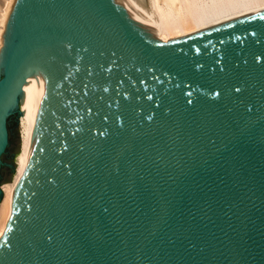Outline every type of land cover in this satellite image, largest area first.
<instances>
[{
	"label": "water",
	"instance_id": "95a60500",
	"mask_svg": "<svg viewBox=\"0 0 264 264\" xmlns=\"http://www.w3.org/2000/svg\"><path fill=\"white\" fill-rule=\"evenodd\" d=\"M14 4L0 183L44 78L0 264H264V12L166 43L115 0Z\"/></svg>",
	"mask_w": 264,
	"mask_h": 264
},
{
	"label": "bare ground",
	"instance_id": "6f19581e",
	"mask_svg": "<svg viewBox=\"0 0 264 264\" xmlns=\"http://www.w3.org/2000/svg\"><path fill=\"white\" fill-rule=\"evenodd\" d=\"M159 41L188 40L207 32L243 22L264 12V0H115ZM15 0H5L0 17V52L4 45L7 21ZM43 78L31 71L22 83L19 99L20 145L15 157V171L9 182L0 184V240L10 220L16 185L26 170L38 115L37 102Z\"/></svg>",
	"mask_w": 264,
	"mask_h": 264
},
{
	"label": "rangeland",
	"instance_id": "374dc122",
	"mask_svg": "<svg viewBox=\"0 0 264 264\" xmlns=\"http://www.w3.org/2000/svg\"><path fill=\"white\" fill-rule=\"evenodd\" d=\"M19 99H20V95L17 94V105H18V108H19ZM18 130L20 131V127H19V122H18ZM19 150V149H18ZM19 151L15 152L14 153V162H15V157H16V154L18 153ZM13 174V173H12ZM10 181V180H9ZM9 181H5V182H1L0 184L2 183H6V182H9Z\"/></svg>",
	"mask_w": 264,
	"mask_h": 264
},
{
	"label": "snow or ice",
	"instance_id": "6c2138e0",
	"mask_svg": "<svg viewBox=\"0 0 264 264\" xmlns=\"http://www.w3.org/2000/svg\"><path fill=\"white\" fill-rule=\"evenodd\" d=\"M262 18H264V17H262ZM257 43H259V41H257ZM69 47H70V45H69ZM197 51H199V49H197ZM256 59H257V60H259V59H260V57H256ZM217 63H220V62H219V61H217ZM196 67H197V68H199V67H200V65H196ZM89 74H91V73H89ZM212 94H213V95H215L216 93H212ZM124 95H125V96H127V95H128V93H126V92H125V93H124ZM89 111H91V109H89ZM104 119L106 120V119H107V116H105V117H104ZM117 119H119V117H118Z\"/></svg>",
	"mask_w": 264,
	"mask_h": 264
},
{
	"label": "flooded vegetation",
	"instance_id": "af4514ba",
	"mask_svg": "<svg viewBox=\"0 0 264 264\" xmlns=\"http://www.w3.org/2000/svg\"><path fill=\"white\" fill-rule=\"evenodd\" d=\"M13 106H10L9 110H8V115L6 116V121H5V126H6V131L8 132V129H7V121H8V116L10 115L11 113V110H12ZM8 142H9V132H8ZM8 145V143H7ZM7 147V146H6ZM6 149V148H5ZM5 151V150H4ZM3 154V153H2Z\"/></svg>",
	"mask_w": 264,
	"mask_h": 264
}]
</instances>
